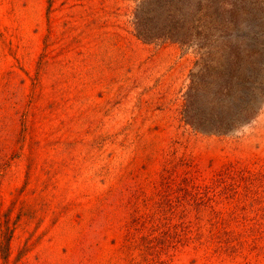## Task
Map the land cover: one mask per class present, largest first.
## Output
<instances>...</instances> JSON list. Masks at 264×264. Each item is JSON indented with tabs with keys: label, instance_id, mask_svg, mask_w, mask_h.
I'll return each instance as SVG.
<instances>
[{
	"label": "rangeland",
	"instance_id": "1",
	"mask_svg": "<svg viewBox=\"0 0 264 264\" xmlns=\"http://www.w3.org/2000/svg\"><path fill=\"white\" fill-rule=\"evenodd\" d=\"M224 169H264V0H0L7 264H86L96 218L100 264Z\"/></svg>",
	"mask_w": 264,
	"mask_h": 264
},
{
	"label": "trees",
	"instance_id": "2",
	"mask_svg": "<svg viewBox=\"0 0 264 264\" xmlns=\"http://www.w3.org/2000/svg\"><path fill=\"white\" fill-rule=\"evenodd\" d=\"M209 187L214 198L198 203L199 214L185 211L175 228L177 223L161 225L152 215L127 213L116 229L117 246L100 264H264V169H224ZM106 225L95 219L86 264H94ZM2 236L0 255L7 264L10 237Z\"/></svg>",
	"mask_w": 264,
	"mask_h": 264
}]
</instances>
